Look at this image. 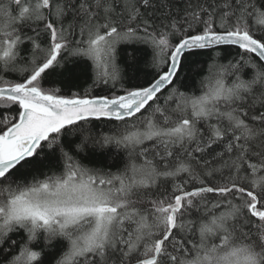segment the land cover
<instances>
[{"label": "snow or ice", "instance_id": "obj_1", "mask_svg": "<svg viewBox=\"0 0 264 264\" xmlns=\"http://www.w3.org/2000/svg\"><path fill=\"white\" fill-rule=\"evenodd\" d=\"M0 264H264V0H0Z\"/></svg>", "mask_w": 264, "mask_h": 264}, {"label": "trees", "instance_id": "obj_2", "mask_svg": "<svg viewBox=\"0 0 264 264\" xmlns=\"http://www.w3.org/2000/svg\"><path fill=\"white\" fill-rule=\"evenodd\" d=\"M223 60L222 62H226L228 58H230L231 56H234L236 54L237 49H233V48H224L223 50ZM210 53L204 52V53H199L193 57H190V60H195L199 63H204L205 61H207L208 57L210 56ZM121 65L124 66V58L123 56L121 57V61H120ZM141 80L144 79H150V70L148 69H143V74H139ZM61 87H64L63 85H58ZM96 94H101L99 92H97ZM110 127L109 124H107L106 122H95V129L97 131H108V128ZM113 163V161L111 159L108 160H103L101 159V162L97 165L99 167H109L111 164ZM115 170V169H113Z\"/></svg>", "mask_w": 264, "mask_h": 264}]
</instances>
